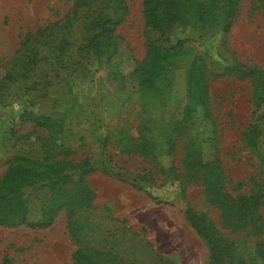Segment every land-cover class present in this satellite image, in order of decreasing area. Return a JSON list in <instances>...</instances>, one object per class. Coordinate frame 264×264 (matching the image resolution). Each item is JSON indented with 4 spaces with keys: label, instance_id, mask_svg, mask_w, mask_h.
Masks as SVG:
<instances>
[{
    "label": "rangeland",
    "instance_id": "374dc122",
    "mask_svg": "<svg viewBox=\"0 0 264 264\" xmlns=\"http://www.w3.org/2000/svg\"><path fill=\"white\" fill-rule=\"evenodd\" d=\"M142 1L0 0V68L20 73L32 48L38 60L26 63L24 77L0 79V177L15 155L40 159L50 150L75 166L86 162L82 176L93 192L81 208H61L49 226L0 225V264H73L80 246L116 264H212L188 208L223 264H264V228L227 226L201 180L184 176L183 161L196 149L220 167L224 190L249 195L258 183L264 193V104L252 114L249 79L226 69L233 62L264 68V14L255 0H241L227 33L180 24L161 32L145 24ZM180 39L187 41L177 46ZM147 42L162 54L155 75L142 66ZM200 72L210 115L195 105L172 130L188 102L187 75ZM29 114L56 126H36ZM250 122L256 147L244 140ZM24 194L28 219L41 220L47 187Z\"/></svg>",
    "mask_w": 264,
    "mask_h": 264
},
{
    "label": "trees",
    "instance_id": "16d2710c",
    "mask_svg": "<svg viewBox=\"0 0 264 264\" xmlns=\"http://www.w3.org/2000/svg\"><path fill=\"white\" fill-rule=\"evenodd\" d=\"M93 0H75L76 5H86ZM241 0H143L142 14L144 22L152 29L161 32L170 30L175 24L190 26L206 33L209 29H216L227 33L231 23L236 15ZM257 7L261 8L264 14V0H255ZM111 19L106 18L105 24H111ZM107 29L103 26L102 28ZM187 41L180 39L176 42L177 46ZM35 42V41H34ZM40 43V42H38ZM149 49L148 55L143 60L144 67L150 70L144 74L155 75L162 72L163 66L158 62V56L161 52L153 48L151 42H147ZM34 47V44H33ZM25 56L26 63L38 61L33 56L36 55V48ZM199 58V57H198ZM200 60V58H199ZM201 61V60H200ZM26 63L21 62L20 73L13 74L5 68H0V79L24 77L26 75ZM241 78H248L251 86V102L253 105L252 114L264 104V68L258 65H242L233 62L226 67ZM5 73L3 77L1 74ZM188 102L182 112L180 120H177L172 126V130L180 122L181 127L189 116L190 111L197 105L204 107L207 115H210L208 109L209 97L207 95V85L204 75L200 72L198 76L189 73L186 79ZM191 101H194L192 104ZM196 105V106H195ZM26 120L31 121L36 126L50 128L56 126L55 120L45 115H32ZM24 114L19 118L23 122ZM145 126V124H144ZM145 128V127H144ZM140 136V137H139ZM134 142V148L142 140L141 134ZM259 131L255 123L250 122L244 134V140L250 147H256ZM140 145H142L140 143ZM145 147V145H144ZM45 151V150H44ZM171 148H167L166 155L170 154ZM261 164L264 165V155L258 154ZM184 176L188 179H199L204 185L207 195L220 207L224 217L225 224L236 228L251 225L254 230L261 231L264 228V218L260 213V207L263 205L264 193L262 185L255 183L249 195H232L224 190V175L222 170L214 161L204 162L201 153L196 149L185 152ZM7 167L0 177V225L15 227L27 225L30 227L49 226L57 212L63 207L72 209L89 203L93 192L87 188L83 173L90 170L87 163L83 162L81 166H75L66 159H57L54 153L46 150L40 159H34L25 154L15 155L8 161ZM81 168L79 174L70 173L74 169ZM71 183V186L67 185ZM44 185L48 189V201L42 208V218L37 222L28 219V206L25 198L24 189ZM185 218L196 233L204 238L209 247V259L212 264H223L215 245L213 236L205 228L195 212L188 208L185 211ZM73 264H116L114 260H107L103 254L96 252L94 248L77 247L73 254Z\"/></svg>",
    "mask_w": 264,
    "mask_h": 264
}]
</instances>
